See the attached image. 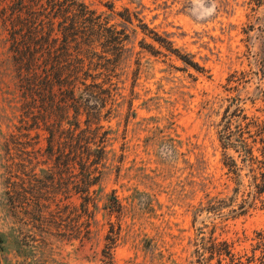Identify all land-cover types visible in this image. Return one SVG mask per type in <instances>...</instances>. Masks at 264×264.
Segmentation results:
<instances>
[{"label":"rangeland","instance_id":"1","mask_svg":"<svg viewBox=\"0 0 264 264\" xmlns=\"http://www.w3.org/2000/svg\"><path fill=\"white\" fill-rule=\"evenodd\" d=\"M76 1L130 36L87 215L79 170L41 171L48 135L22 123L10 32L31 0H0V264H231L226 241L235 264H264V209L231 219L223 206L218 134L232 99L264 120V0Z\"/></svg>","mask_w":264,"mask_h":264},{"label":"trees","instance_id":"2","mask_svg":"<svg viewBox=\"0 0 264 264\" xmlns=\"http://www.w3.org/2000/svg\"><path fill=\"white\" fill-rule=\"evenodd\" d=\"M108 7L114 12V5ZM15 13L10 40L17 58L19 88L24 105L27 103L22 123L30 121V127L48 135L45 155L53 164L41 171L79 170L77 192L83 197L87 215L106 157L102 121L109 119L118 105V71L129 33L76 0L20 2ZM117 15L129 24L136 17L128 9ZM141 26L144 32L147 26ZM154 40L183 62L192 63L171 42L159 36ZM28 56L33 59H26ZM234 101L226 109L218 132L222 163L233 184L223 199L231 219L264 209V120L250 118L241 103ZM12 143L6 142L7 151ZM201 209L213 213L219 207L210 203ZM262 238L259 247L264 246ZM3 243L0 232V248ZM225 247L226 257L235 264L233 246L226 241Z\"/></svg>","mask_w":264,"mask_h":264}]
</instances>
